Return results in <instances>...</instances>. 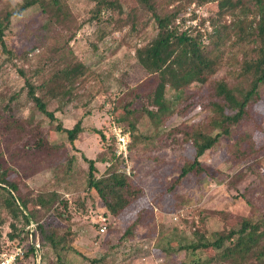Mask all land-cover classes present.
I'll return each mask as SVG.
<instances>
[{
	"label": "trees",
	"instance_id": "obj_1",
	"mask_svg": "<svg viewBox=\"0 0 264 264\" xmlns=\"http://www.w3.org/2000/svg\"><path fill=\"white\" fill-rule=\"evenodd\" d=\"M89 1L94 3L89 10L90 21L99 27L98 32L91 38V44L94 49L100 47L99 43L104 45L103 50L111 56L119 47L114 44L115 38L112 37V33L116 30L121 32L123 29L117 25V20L112 15L116 1ZM193 1L211 5V9L213 8V14L209 18L210 31L205 29L196 30L195 33L179 32L176 27L170 26L181 7H186ZM48 2L49 0H23L17 9L23 14L34 7L43 12V4ZM139 2L144 7V13L130 24L127 31L121 32L120 38L124 43H129L128 39L133 35L141 37L146 34L149 26L155 29L151 39L140 46H135L134 51L135 64L146 78L132 86L123 83L127 90L123 92L124 96L117 98V104L112 108L116 123L113 126H119L124 131H129L131 135L128 143V161H132L133 156L137 157L135 153L139 145L144 146L143 140L151 139L150 135L138 132L134 115L148 118L149 128L156 129L157 132L165 131L166 118L173 110L172 101L181 105L177 110L179 117L195 109L196 94L191 90L193 84L208 86V92L200 97L198 102L203 109L213 110V114L198 130L190 128L188 121L183 127L168 130V136H172L176 143L190 142L194 153L181 166L167 190H174L190 174L211 176L212 180H215V176L209 172V167L200 161V157L208 151L220 150L223 146L220 142L222 138H232L227 148L231 160L235 163L259 155L264 150V145H257L255 138L263 133L264 128L256 103L263 98L260 87L264 86V20L256 26L250 24L249 20L251 14L256 13L261 7L262 0H139ZM172 3L174 6L169 8ZM17 9H12L8 0H0V52L8 54L11 58L15 57V54L7 49L4 35L10 29ZM104 13H107L106 17L102 15ZM53 25L50 19H46L40 29L49 33ZM68 50L67 53L62 46L53 47L52 52L66 66L58 90L49 93L42 85L34 86L29 77L16 69L17 75L23 80V85L18 94L10 95L9 101L5 102L1 109L7 111L10 103L25 89L27 97L48 119L50 127L64 133L70 145L75 147V140L83 131L81 120H77L73 126H65L56 116L57 110L62 111L63 105L68 106L77 98H81L80 89L91 78H96L100 83L99 87L105 90L108 77L75 55L71 48ZM2 95L4 94H0V98ZM142 98H145V102L139 106ZM52 101H57L60 105L53 109L50 107ZM118 109L122 111L115 116ZM249 118L254 119L252 129L240 134ZM98 133L105 146V152H100L97 159L82 155V159L88 164L87 177L83 185L76 184L74 158L67 156L62 167L63 173L54 174L53 182L35 195V202L44 213H47L44 217L47 218V215L52 213L53 216L67 221L72 220L76 211L88 215L89 199L92 207L97 210L94 212L106 216L107 219L112 216L114 219L122 220L127 217L126 209L137 198L145 195L142 184L137 179L133 180L134 176L124 171L127 161L116 155L115 136H107L100 130ZM175 133L182 134L181 141L175 138ZM38 137L36 142L38 146L52 148L45 133L40 132ZM97 162L109 163L116 167L108 173L100 174ZM11 169L0 162V253L11 250L14 245H22L25 252L17 264L29 262L69 264V253L82 255L74 245L76 232L71 224L59 231V226L35 217L28 209V201L21 195L18 182H7ZM66 193L70 194L69 198L65 197ZM152 198L157 204L155 196ZM199 211L204 212L202 209ZM228 215L231 216L227 211L221 216ZM140 218L139 215H135V218L129 219L130 222L123 229L117 243L134 237V230L141 223ZM6 221L10 232L7 239L2 240L1 227ZM199 221L204 223V218L201 217ZM225 222L227 219L222 223ZM96 223L100 224V230L101 223L98 221ZM191 223L190 228L194 226L191 238L181 236L175 240L166 239L168 252L184 250L191 257L177 263L161 264H264L263 215L255 211L240 213L237 215L236 225L226 224V232H221L223 224L218 221L216 228L210 232L204 227L198 228L194 218ZM253 235H256V240L252 238ZM36 243L40 246L36 247ZM84 258L94 264H100L106 255L92 259L84 255Z\"/></svg>",
	"mask_w": 264,
	"mask_h": 264
},
{
	"label": "rangeland",
	"instance_id": "obj_2",
	"mask_svg": "<svg viewBox=\"0 0 264 264\" xmlns=\"http://www.w3.org/2000/svg\"><path fill=\"white\" fill-rule=\"evenodd\" d=\"M115 1L112 15L115 16L117 25L123 27L121 32L124 33L144 13V7L139 0ZM93 4L89 0H49L43 4V12L37 7L28 10L23 14L22 20L13 18L10 29L4 35L6 47L14 52L15 57L11 58L0 52V94H4L0 98V162L12 168L7 182H18L21 195L28 201V209L35 217L59 226V231L72 225L76 232L74 245L82 255L69 253V264H94L85 259L84 255L92 259L103 254L106 258L100 264L177 263L191 256L184 250L168 252L166 239L175 240L181 236L191 238L194 227L190 228L192 218L197 221L198 228L204 227L209 232L216 228V221L222 223L227 219L221 226V232H226V224L236 225L237 215L240 213L255 211L264 217V150L253 159L235 163L227 148L232 141L231 137L221 139L223 146L220 150L208 151L200 157V161L209 167L215 180L211 176L190 174L174 190H167L181 166L194 153L190 142L184 144L181 141V133L174 134L181 141L176 143L172 136H168V130L183 127L187 121L190 128L198 130L213 114V110L203 109L198 102L208 92V86L199 84L191 86L192 92L196 94L195 109L179 117L177 110L181 105L172 101L173 110L166 118L163 132L149 128L148 118L134 115L138 132L150 135L151 139L143 140L144 146L139 145L135 153L137 157L133 156L132 161H129L132 166L130 176H134L133 180L137 179L142 184L145 195L137 198L126 209L128 211L125 219L117 220L109 216L106 220L107 230H99L100 224L95 221L99 214L94 212L96 209L92 207L89 199L88 215L76 211L72 220L67 221L53 216L52 213L47 218L44 217L47 213L39 208L35 195L53 182L54 174L63 173L62 167L67 156L74 158L76 184L83 185L88 164L82 159V155L97 159L100 152H105L98 131L107 136L113 135L115 122L112 108L116 106L117 98L124 96L123 92L127 90L123 83L132 86L146 78L135 64L134 51L135 46L151 39L155 29L149 26L146 34L141 37L133 35L128 39L129 43H124L120 38L122 33L116 30L112 37L115 38L114 44L119 47L115 54L107 55L103 50L104 45L99 43L100 47L94 49L91 44L92 36L99 29L97 24L90 21L89 10ZM173 6L172 3L169 8ZM260 6L256 13L251 14L249 23L253 26L264 20V0ZM212 14L211 5L193 1L186 7H181L170 26L176 27L179 32L195 33L196 30L205 29L210 31L209 18ZM102 15L106 17L107 13ZM46 19L54 24L49 33L40 29ZM204 40L207 42L206 38ZM61 46L67 53L71 48L75 55L108 77L105 90L99 87L100 83L96 78H91L81 87V98L68 106L63 105L62 111L57 110L56 116L65 126H73L77 120H81L83 131L75 140V147L70 145L64 133L50 127L48 119L29 100L25 89L10 103L7 111L1 109L9 101L10 95L18 94L23 85L16 69L29 77L34 86L42 85L49 93L59 89L66 66L52 51L53 47ZM260 89L263 98L256 103V109L264 128V86ZM143 101L145 102V98H142L139 106ZM58 105L60 103L57 101L50 102L53 109ZM121 111L118 109L115 116ZM253 121V118H249L240 134L250 131ZM40 132L45 133L52 148L38 146L36 142ZM125 132L129 135L130 143L131 135L129 131ZM255 140L257 145L263 146L264 131ZM96 166L100 174L108 173L116 167L101 162H97ZM152 196H155L157 204ZM65 197L69 198L70 194L66 193ZM227 211L231 216H221ZM135 215L141 217V223L135 228L134 237L117 243L123 229L129 224V219L135 218ZM201 217L204 218V223H200ZM1 231L2 240L7 239L10 232L8 221L1 227ZM252 238L257 239L256 235Z\"/></svg>",
	"mask_w": 264,
	"mask_h": 264
},
{
	"label": "built area",
	"instance_id": "obj_3",
	"mask_svg": "<svg viewBox=\"0 0 264 264\" xmlns=\"http://www.w3.org/2000/svg\"><path fill=\"white\" fill-rule=\"evenodd\" d=\"M113 135L116 138L117 149L116 155L126 159L127 163L124 171L130 175L131 164L128 161V143H129V135L126 133L121 127L113 126ZM106 220L107 217L104 215H98V219L96 221L101 223L100 230L105 231L106 229ZM33 226V225H32ZM40 244L36 243V247H39ZM25 247L22 245H14L11 250L3 251L0 253V264H17L18 259L24 255Z\"/></svg>",
	"mask_w": 264,
	"mask_h": 264
},
{
	"label": "clouds",
	"instance_id": "obj_4",
	"mask_svg": "<svg viewBox=\"0 0 264 264\" xmlns=\"http://www.w3.org/2000/svg\"><path fill=\"white\" fill-rule=\"evenodd\" d=\"M23 0H8L9 6L12 9H17V6L19 4H22ZM14 16L17 20H22L24 18V15L22 12H20L18 9L14 12Z\"/></svg>",
	"mask_w": 264,
	"mask_h": 264
}]
</instances>
